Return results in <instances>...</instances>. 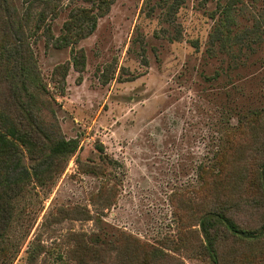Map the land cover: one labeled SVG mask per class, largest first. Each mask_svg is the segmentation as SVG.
Returning <instances> with one entry per match:
<instances>
[{
    "label": "rangeland",
    "instance_id": "obj_1",
    "mask_svg": "<svg viewBox=\"0 0 264 264\" xmlns=\"http://www.w3.org/2000/svg\"><path fill=\"white\" fill-rule=\"evenodd\" d=\"M228 1L6 0L16 28L3 56L10 67L28 57L40 84L26 81L4 112L46 154L57 139L77 142L45 185L35 171L49 159L25 146L10 169L13 180L28 172L12 264H215L200 246L207 202L242 227L264 224V0H234L226 19ZM79 8L104 13L92 34L63 40L81 30L66 29ZM220 20L226 48L213 36ZM219 238L218 264H264V236Z\"/></svg>",
    "mask_w": 264,
    "mask_h": 264
},
{
    "label": "trees",
    "instance_id": "obj_2",
    "mask_svg": "<svg viewBox=\"0 0 264 264\" xmlns=\"http://www.w3.org/2000/svg\"><path fill=\"white\" fill-rule=\"evenodd\" d=\"M114 0H105V6L109 10L111 3ZM48 1L45 3L47 4ZM6 0H0V41L7 42L9 32L15 31V22L12 16L9 14V7L6 5ZM234 0H229L226 3L225 18L230 17L229 10L233 8ZM105 11H108V10ZM79 13L76 15L74 21L67 22L66 29L74 31V27H78L79 30L76 36L67 34L62 39L78 42L81 38H84L94 32L96 29L98 19L102 14L90 13L88 9L79 8ZM6 14H5V13ZM227 21L217 22V26L214 28L213 36L218 40L217 42L226 48L231 39V29L224 30V25ZM85 28H83V25ZM20 29L22 23L19 22ZM17 25V26H18ZM14 36V35H13ZM73 37V38H72ZM232 46V45H231ZM3 44L0 45V264H12L14 255L20 250L21 238H25L26 234L23 233L16 242H11L8 232L15 215V203L14 199L17 197L23 187V182L28 177V172L24 168L25 173L20 178L15 180L9 178L11 172L10 169H15L21 164L20 156L23 153V146H25L30 153L34 154V157L44 158V161L49 159L47 166L43 169H37L35 171V179L41 185H45L47 180L55 175V172L60 169L56 168V164L60 163L63 159L66 164L69 160L68 156L77 149V142L72 139H57L51 146L48 154L45 153L44 147H39L35 142V134L31 132V128H27L25 123L21 121L19 124L4 110H12L16 107V103L13 98L17 101L20 100L19 90L20 88L27 90L26 81L31 82L34 85L40 84V78L34 73L31 62L27 61L28 57H23L25 61H21V66L13 65L12 67L6 61L3 56L2 48ZM25 76V78L23 77ZM22 82V87H19V82ZM40 88V86H39ZM2 96H5L2 100ZM22 125V126H21ZM263 159L260 166V173L258 174V185L261 196L264 198V151L262 152ZM63 163V164H64ZM12 165V167H10ZM56 165V166H55ZM60 167V166H59ZM61 171V170H60ZM30 175V174H29ZM233 179L236 182L241 181L243 184L245 177L241 172L238 175H234ZM208 208L199 217V225L204 235V241L201 243V248L207 252L209 257L212 258L215 264H218V242L220 241V234H230L237 238L245 240H256L264 236V224L260 228H246L240 226L234 219L231 213V208H225V204L219 205L217 202H207ZM65 215V210L60 212ZM90 215V214H89ZM63 217V218H64ZM56 220L62 221V217L55 218ZM22 244V243H21ZM13 249V250H12ZM90 249V248H87ZM41 247L37 245H30V258L36 260L41 252Z\"/></svg>",
    "mask_w": 264,
    "mask_h": 264
}]
</instances>
